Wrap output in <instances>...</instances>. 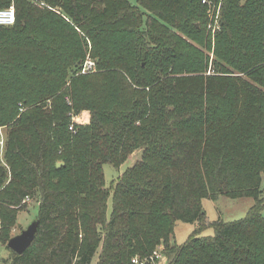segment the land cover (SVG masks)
Instances as JSON below:
<instances>
[{
	"label": "trees",
	"instance_id": "trees-1",
	"mask_svg": "<svg viewBox=\"0 0 264 264\" xmlns=\"http://www.w3.org/2000/svg\"><path fill=\"white\" fill-rule=\"evenodd\" d=\"M38 1L0 0L15 13L0 26V242L39 202L34 240L4 263L90 264L101 243L96 264H264V0H224L208 75L203 0ZM137 149L107 219L102 165ZM219 196L254 204L207 222ZM177 222L196 227L171 244Z\"/></svg>",
	"mask_w": 264,
	"mask_h": 264
},
{
	"label": "rangeland",
	"instance_id": "rangeland-1",
	"mask_svg": "<svg viewBox=\"0 0 264 264\" xmlns=\"http://www.w3.org/2000/svg\"><path fill=\"white\" fill-rule=\"evenodd\" d=\"M34 5L37 7H42L38 0H31ZM245 0H241V4L244 3ZM132 5L137 4V0H129ZM211 7L207 8V20L205 24V32L208 37V40L211 45L210 51L205 48L202 49L203 53L208 57V69L206 74H211L213 72L212 62L214 60L213 46L216 35L221 31V14L222 8L224 4V0H212ZM11 5H13L11 3ZM92 62L94 67V61L89 57V54L86 55L85 60L80 68L81 74L82 69L85 68L87 62ZM84 70V69H83ZM92 71V70H91ZM237 76H241L242 74H235ZM70 126L73 127L76 125H88L90 122V112L87 110H82L78 113L70 112ZM5 141H6V128L0 127V165L3 166L7 171H9L8 167L4 161V151H5ZM142 149L135 150L132 154L126 158L124 162H122L118 167H113L111 164H103L102 171L104 174V183L106 190L109 191L108 199H107V211L106 217L107 219L110 216L111 212V203H112V192L115 182L117 178L127 169L132 167L136 162L141 159ZM62 162H57V164ZM63 166V163L60 167ZM58 168V167H57ZM262 187H264V175H262ZM23 203H25L26 208L19 212L16 217V224L10 230V238L20 234V232L37 218L38 210H39V202L34 199L26 198ZM202 208L206 214V221L213 222L216 220H221L224 222H231L238 219H241L246 216L247 211L254 204L252 198H237L230 199L224 196H219L216 200L203 199ZM262 215L264 216V208L262 210ZM195 225L187 224L182 222H177L174 227L173 237L170 239V243L182 244L186 238L191 234V232L195 229ZM212 229H205L201 235L202 236H210L212 235ZM8 242V241H7ZM7 242H0V264H5L4 262H8L12 256L11 250L7 249ZM101 243L97 248L95 255L93 256L90 264H96L99 253L101 251ZM9 263V262H8ZM165 264V261L163 262Z\"/></svg>",
	"mask_w": 264,
	"mask_h": 264
},
{
	"label": "built area",
	"instance_id": "built-area-1",
	"mask_svg": "<svg viewBox=\"0 0 264 264\" xmlns=\"http://www.w3.org/2000/svg\"><path fill=\"white\" fill-rule=\"evenodd\" d=\"M203 4H206L208 7H211V1L210 0H203ZM15 21V13H14V7L11 5L6 9L0 10V26H8L12 25ZM93 63L87 62L85 68L82 69V73H88L92 70ZM70 130H72V126L69 127ZM150 261H162V254L161 249H156L152 255L149 257ZM133 264H145V261H140L137 258L132 259ZM161 264V262H160Z\"/></svg>",
	"mask_w": 264,
	"mask_h": 264
},
{
	"label": "water",
	"instance_id": "water-1",
	"mask_svg": "<svg viewBox=\"0 0 264 264\" xmlns=\"http://www.w3.org/2000/svg\"><path fill=\"white\" fill-rule=\"evenodd\" d=\"M62 163L57 164L59 168ZM38 229V221H32L26 229L22 230L20 234L10 238L7 242V248L12 252L20 255L22 254L32 243L35 238Z\"/></svg>",
	"mask_w": 264,
	"mask_h": 264
}]
</instances>
